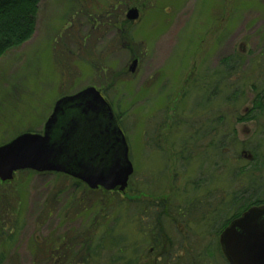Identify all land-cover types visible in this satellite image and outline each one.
<instances>
[{"label":"rangeland","instance_id":"374dc122","mask_svg":"<svg viewBox=\"0 0 264 264\" xmlns=\"http://www.w3.org/2000/svg\"><path fill=\"white\" fill-rule=\"evenodd\" d=\"M140 2L124 8L125 0L40 1L32 38L0 55V146L24 134L42 133L56 103L66 96L91 87L100 89L129 144L134 167L130 198L137 207L142 197L145 203L150 201L145 198H165L162 201L172 219L164 220V233L174 242L181 241L175 254L187 256L200 249L194 233L203 230L195 224L190 227L191 219L175 213L177 208L187 207L185 198L190 202L193 197L194 214L206 211L216 217L218 209L222 215L217 223L221 225L239 210V205L230 204L235 195L243 191L255 194L258 188L252 187L247 172L240 177L237 170L252 168L253 177L262 175L264 182V171L247 161L248 152L241 145L246 141L247 150L258 145L262 135L257 134L259 123L253 118L240 122L246 109H254L259 94L264 102V0ZM134 8L139 9L140 17L128 21L127 14ZM234 56L240 59L241 68L232 78L237 76L236 81L243 82L228 87L222 83L219 99L207 104L206 97L213 94L214 86L199 97L189 79L213 73ZM136 59L139 65L132 73ZM242 84L248 89L249 101L233 115L231 107L226 109V92ZM259 122L264 125V115ZM226 123L228 129L219 136L227 134L230 139L236 132V145L228 141V155L216 147H206V153L204 130L225 127ZM7 183L0 180V193L10 196L14 191L20 196L16 210L7 198L10 212L15 210L17 215L16 237L0 239V255L7 263L49 264L47 256L59 248L78 255L76 264H85L81 253L84 246L92 245L85 243L86 238H108L114 221L115 233L129 240V253L135 247L143 260L150 255L147 225L143 232L138 227L143 218V213L136 215L140 206L133 208L130 198L120 192L92 191L54 174H18ZM108 209L122 211L111 216ZM12 220L0 216V229L12 231ZM190 235L197 242H191ZM207 238L214 248L213 257H204L201 262L227 264L215 249V237Z\"/></svg>","mask_w":264,"mask_h":264},{"label":"trees","instance_id":"16d2710c","mask_svg":"<svg viewBox=\"0 0 264 264\" xmlns=\"http://www.w3.org/2000/svg\"><path fill=\"white\" fill-rule=\"evenodd\" d=\"M41 0H0V55L4 54L6 51L13 47L20 46L23 42L29 40L32 38L36 31L37 27V18L39 13V4ZM141 0H125V3L123 4L124 8H130L133 6H139L141 4ZM107 14L112 15V11H108ZM123 37H125L123 35ZM241 55L238 57L240 58ZM241 68V62L240 59H237L236 56L227 58L223 61V67L221 68V65H219V68H217L213 73L211 72L210 75V82H213L215 79V84L213 82V94L209 95L207 98V104H211L212 101L218 100L220 95L217 94V85L219 83H225V85L231 86L236 83H241L243 81H236L232 77L240 73ZM264 71V70H263ZM224 74V76H223ZM241 88L237 89L236 85L235 88L231 87L230 91L225 96V105L226 109L231 107L233 111V115H235L238 112V109L240 106L243 105V102L249 101V95H248V89L247 87H244L245 85H240ZM250 88L255 90L257 89L256 86H249ZM264 91V90H263ZM261 94H259L256 99L254 100V109H246L243 113V115L240 116V122L248 121L251 118H253V121L257 120L258 127H257V134L262 132V135L260 137L261 141H258V145H256L254 148H250V150H247L246 141L242 142V146H244V150L248 152V157L252 158L250 160L251 163H254V165H257L260 167L261 172L264 171V154L262 152V148L264 147V125L260 124L259 120L264 115V102L261 100ZM244 103V104H245ZM213 104V103H212ZM228 106V107H227ZM211 113L210 111H208ZM227 117V112L224 117H222V121H225ZM219 120V119H218ZM224 128H227V123L225 127H222L220 125H216L210 130H204L205 135L203 139H207L208 143L206 145L205 142L202 143V145L205 147L203 149L206 150V153L208 152L206 147H216L219 152H225V154H229L230 152V143L228 141H232L236 145V141L238 138V135L236 132H232L230 134V139H228L229 135L219 136ZM223 138V139H222ZM249 139V138H248ZM240 168V167H239ZM248 167L242 168L241 170L238 169L237 172L239 173V176L242 177L246 174V172L249 175V181L252 184V187L258 186V188L254 189L256 191L255 194L251 193L249 194V191H243L235 195L234 202L230 203L232 206L239 205V210L237 209L236 215L232 217H227L225 221L220 225V223H217V219L220 218L222 214L218 215V209H217V215L216 217L212 216V212L208 215L205 211L201 212L197 211L194 214V211H196V206L193 205V197L191 198L190 202L187 201L185 198V201L187 203V207L183 210V208H177L176 210L171 207V209L175 210V213L178 214L177 216H180L181 218L184 216L191 219L192 223L189 225L190 227L200 226L202 227L201 233H194V236L197 237V241L193 238V236L190 235L191 242H197L198 247L200 249H197L194 253L188 252L187 256L185 255H176L175 251H179L175 249V246L177 242H181L177 239L176 242H174L175 239L170 238L167 233L164 234L163 230V224L164 220H169L172 215H170V212L168 210V205L165 201H162V199L165 200V198H161L158 200L155 199H147L150 200L147 203L145 201L141 200L142 198H137L138 200V207L140 206V211L136 212V215L138 216L140 213H143V218L140 220V224L138 227L143 232V226L144 224L147 225L148 228V235L149 237V244L152 248H150V255L145 257L144 260L137 248L134 247L132 253H129L127 243L130 245L129 240L124 239V235H117L115 233V228L117 225V221H114V227H112L111 230H108L107 233L109 234V237L106 238L105 236H101L100 240L97 241V239L94 238H86L85 243H91L92 245H86L84 246V250L82 251V255L80 256L81 262L85 264H211L210 262L202 263L201 260L205 257H213V250L214 248L209 245V240L207 238V235L210 237L213 235L215 237L213 244H216L215 249L217 252H219L220 257L226 261L227 264L228 261L223 255L221 246L219 244V238L222 232L234 221L235 219L239 218L244 212L249 210L250 208L256 206V205H263L264 204V197H262V194H264V182H263V176L253 177L254 171L252 168L247 170ZM240 170V171H239ZM25 174L26 177L28 174L35 175L36 173L31 171H25L20 173V175ZM43 175H53V174H42ZM55 176H61L54 174ZM65 178L69 179L68 177L64 176ZM261 181V183H260ZM80 184V182H77ZM9 185L10 183H6L5 185ZM4 185V184H3ZM86 187V186H83ZM200 186H197L199 188ZM87 188V187H86ZM195 189V188H194ZM196 190V189H195ZM18 197V198H17ZM16 197L14 195V191L10 192V196L8 192L0 193V216L4 219H13L11 224L17 223V221L14 223L15 217L17 215L15 214L16 207L18 203L20 202L19 195ZM239 199H238V198ZM7 198H11L12 202L10 203L11 207H15V210L13 212H10V206L7 203ZM243 200V202H242ZM132 203V206L134 208L137 207L135 205V199L130 200ZM237 201V202H236ZM143 202V203H142ZM158 202H161L160 205H156ZM235 204V205H234ZM131 206V208H132ZM143 206V210H142ZM137 207V208H138ZM210 207V206H209ZM170 209V211H171ZM160 210H163L160 212ZM122 210H115V209H108V214L115 215L116 213L120 212L121 214ZM182 211V212H181ZM187 211V212H185ZM181 212V213H180ZM204 213V214H203ZM2 214V215H1ZM206 215V216H205ZM19 216V215H18ZM189 216V217H188ZM174 220L175 222H178L177 217ZM139 217H137V220ZM172 219V218H171ZM106 218L103 219V222L106 223ZM101 222V220H100ZM97 221L96 226H99L101 223ZM188 225V224H187ZM13 229L17 228L16 224L13 225ZM94 231L95 228L91 227ZM217 228V229H216ZM7 231V229H0V239H4L6 241L12 240V238L16 237L17 232ZM90 231V230H89ZM13 232V234H12ZM91 232V231H90ZM105 235V234H104ZM184 235V234H183ZM186 237V235H184ZM147 241V240H146ZM208 241V243H207ZM214 246V245H213ZM213 248V249H212ZM63 249V248H62ZM62 253L63 250L57 248L52 250V255L47 256V262L49 264H64L66 260H68L67 264H76L78 255L75 254H69L68 251L64 254H55ZM155 256H154V254ZM75 255V256H74ZM153 257L156 259L153 260ZM198 259V260H197Z\"/></svg>","mask_w":264,"mask_h":264},{"label":"water","instance_id":"95a60500","mask_svg":"<svg viewBox=\"0 0 264 264\" xmlns=\"http://www.w3.org/2000/svg\"><path fill=\"white\" fill-rule=\"evenodd\" d=\"M138 9L127 14L138 20ZM138 61L130 68L136 72ZM23 171L58 173L92 191L125 193L134 174L130 148L112 108L94 88L59 100L42 134L28 133L0 146V180ZM230 264H264V207H253L220 237Z\"/></svg>","mask_w":264,"mask_h":264},{"label":"flooded vegetation","instance_id":"af4514ba","mask_svg":"<svg viewBox=\"0 0 264 264\" xmlns=\"http://www.w3.org/2000/svg\"><path fill=\"white\" fill-rule=\"evenodd\" d=\"M137 61L139 63L138 59H137ZM191 77H192V75H191ZM196 78L197 79L194 81L192 80V78L189 79V86L190 87L193 86L194 88L196 87L195 91L199 94V97H200V95H202V97H204L205 95L208 94V92L210 90V86H213V82H210V75L208 72H207V74H204V75H196ZM221 85H222V82L217 85L218 94H219V88L221 87ZM203 142H205V140H203ZM250 159H252V158H250ZM123 196H125L126 198H130L128 191L125 194H123ZM156 205H160L159 202ZM254 207H264V204L263 205H256ZM14 229H15L14 232H16L17 228H14ZM91 238H94V236ZM62 253L64 254V251H62ZM67 263H68V260H66L64 264H67ZM0 264H9L5 260H2V255H0Z\"/></svg>","mask_w":264,"mask_h":264}]
</instances>
